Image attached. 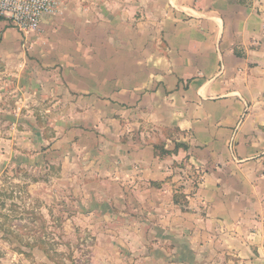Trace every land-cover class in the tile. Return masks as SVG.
<instances>
[{
  "label": "crops",
  "instance_id": "crops-1",
  "mask_svg": "<svg viewBox=\"0 0 264 264\" xmlns=\"http://www.w3.org/2000/svg\"><path fill=\"white\" fill-rule=\"evenodd\" d=\"M0 61L71 110L88 264H264V0H58Z\"/></svg>",
  "mask_w": 264,
  "mask_h": 264
},
{
  "label": "rangeland",
  "instance_id": "rangeland-1",
  "mask_svg": "<svg viewBox=\"0 0 264 264\" xmlns=\"http://www.w3.org/2000/svg\"><path fill=\"white\" fill-rule=\"evenodd\" d=\"M42 78L0 61V264H88L102 254L93 247L104 237L78 216L89 203L75 199L78 186L61 176L72 162L60 167L53 141L71 110Z\"/></svg>",
  "mask_w": 264,
  "mask_h": 264
},
{
  "label": "built area",
  "instance_id": "built-area-1",
  "mask_svg": "<svg viewBox=\"0 0 264 264\" xmlns=\"http://www.w3.org/2000/svg\"><path fill=\"white\" fill-rule=\"evenodd\" d=\"M57 9L58 0H0V16L24 33L39 31L42 17Z\"/></svg>",
  "mask_w": 264,
  "mask_h": 264
},
{
  "label": "trees",
  "instance_id": "trees-1",
  "mask_svg": "<svg viewBox=\"0 0 264 264\" xmlns=\"http://www.w3.org/2000/svg\"><path fill=\"white\" fill-rule=\"evenodd\" d=\"M160 153H161V154H165V153H167V152H165V151H161Z\"/></svg>",
  "mask_w": 264,
  "mask_h": 264
}]
</instances>
